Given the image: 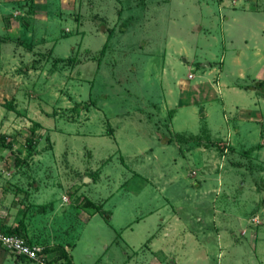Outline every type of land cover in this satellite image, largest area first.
Returning <instances> with one entry per match:
<instances>
[{"label": "rangeland", "instance_id": "374dc122", "mask_svg": "<svg viewBox=\"0 0 264 264\" xmlns=\"http://www.w3.org/2000/svg\"><path fill=\"white\" fill-rule=\"evenodd\" d=\"M260 80L264 0H0L2 224L47 180L34 193L75 199L46 260L264 264V95L242 87Z\"/></svg>", "mask_w": 264, "mask_h": 264}, {"label": "crops", "instance_id": "0c3cea01", "mask_svg": "<svg viewBox=\"0 0 264 264\" xmlns=\"http://www.w3.org/2000/svg\"><path fill=\"white\" fill-rule=\"evenodd\" d=\"M1 44H2V41H1ZM104 120L108 122L106 117L105 118L103 116L98 117V116H94V114H93V116L90 117L87 121L89 122V124L94 123L93 121H97V124L99 123L100 127L97 130H94V128H90V129L88 128V129H84V131H86L88 136L94 135V137H97L98 140L108 141L110 138L106 134L107 132L105 133V130L103 129ZM96 131L98 132L99 136H95ZM116 141H117V136H116ZM113 144L115 147H118V144H115V143H113ZM102 149L105 150L108 148H102ZM69 155H71V153H69L68 156ZM99 155H102V154H99ZM107 157L108 158L104 159V161H102L100 163V165H98L96 167V170H94L95 172H92V174H90V178H92V180H96L92 176H96L97 173H99V174L103 173L102 172L103 167L110 160L108 155H107ZM85 178H87V177H85ZM123 181H128V179L125 178ZM122 183H124V184H122ZM122 183L120 184V187L125 186V184L127 182H122ZM34 184L35 185H33V187H32L33 190H29V188H27V189H25L26 191L24 192L25 200H27V201L28 200H31V201L34 200V202H35V203H33V201H32V202L27 203V205H30V209L28 211L26 208V213H24V215H23L24 216L23 217V224L25 227L26 237L32 243H38V244H41L44 246H46V245L53 246L54 244L56 245V243H58V241L56 240V235H57L56 231L58 229V225H56V217L53 215H56V213L58 212V210H59L58 207H61V209H63V211L65 210L63 213H65V214L68 213L67 210L69 207V203H68L69 201L67 199L68 198L75 199V198H74V196L65 197L64 200H66L67 202H64L62 199L60 201H58L57 199H51L54 196V191L51 190L50 191V195H51L50 199L49 198L45 199V197L47 196V191H48V189H51V186L44 188V190L41 193L39 191H38V193H34V191L38 190V188L40 187L41 184L53 185V187L55 188L54 184L50 181H47V180L41 181L40 183H34ZM3 185L4 184H0V188L2 187L0 189V191L2 192V194H1L2 196H3V191L6 188V186H3ZM37 185H39V186L37 187ZM80 189H81V187H79V190ZM38 200H40V201H38ZM91 201L87 197L86 198L84 196L81 197L79 202L82 203V205H81V209H79V211L81 212L82 215H85L86 211L92 212L91 206L93 204H95V202L93 203V201L92 202ZM91 203H93V204L91 205ZM102 203H104L103 200H102ZM35 204H38V206H49V205L52 206V204H53L54 208L51 209L49 212H46V213L43 209H41L40 211H42V212L39 211L41 214L34 211V213H36V214L31 215L29 212H30V210L32 211L33 205H35ZM94 214L95 213H92V216ZM42 215H44V216L42 217ZM47 216H49L50 220L53 221V223L51 225H44L42 222L43 218H46ZM87 217L88 216H86L85 218L83 217L82 219L84 220ZM108 219H109V214L106 215V220H108ZM4 223H5V226L15 225V223L13 224V222H11V221L4 222ZM0 224H2L1 220H0ZM83 226H84V223H83ZM126 226L128 227L129 225H126ZM58 231H57V233H58ZM47 249H53V248H47ZM60 250H63L64 252H66L70 256L69 248L65 244H64V248H60ZM4 255L5 254H3V253L1 254V252H0V257L2 256L3 258H5ZM70 259H71L72 263L75 264L74 260L72 259V256H70Z\"/></svg>", "mask_w": 264, "mask_h": 264}, {"label": "built area", "instance_id": "2783aa9c", "mask_svg": "<svg viewBox=\"0 0 264 264\" xmlns=\"http://www.w3.org/2000/svg\"><path fill=\"white\" fill-rule=\"evenodd\" d=\"M0 246L7 248L16 255L26 257L36 264H56L47 262L43 245L28 242L16 234H9L0 230Z\"/></svg>", "mask_w": 264, "mask_h": 264}, {"label": "trees", "instance_id": "16d2710c", "mask_svg": "<svg viewBox=\"0 0 264 264\" xmlns=\"http://www.w3.org/2000/svg\"><path fill=\"white\" fill-rule=\"evenodd\" d=\"M25 9L26 10H28V7L26 6L25 7ZM264 85V80H260V81H253L251 84L250 83H248V84H245V85H242V87L243 88H245V89H252V88H255V89H257V91L258 92H260V93H262L261 95H264V89H262V86ZM262 90H263V92H262ZM88 103V102H87ZM81 104V105H78L77 104V107H79V108H85V107H87L89 104ZM206 131V130H205ZM191 137L193 138V139H198V136H195V135H191ZM28 142H31V139L29 138L28 139ZM217 146L219 147V148H221L220 146H219V144L217 143ZM0 230L1 231H3V232H5V233H9V234H16V235H19V236H21L22 238H24L26 241H28V242H30L28 239H27V237H26V233H25V227H24V224H23V218H21L18 222H17V224H15V225H11V226H5V225H3V224H0ZM44 252H45V248H44ZM60 252H62V255L64 256V259H65V262L67 263V264H73L72 262H71V260H70V258L68 257L69 255H67L66 254V252H64L63 250H60ZM46 257V256H45ZM14 258H15V260H20V259H22V258H25V259H27L26 257H24V256H21V255H19V256H17V255H15L14 256ZM27 260H29V259H27ZM50 263H59V262H55V261H52V260H50V259H47ZM31 261V260H30ZM36 264V263H35Z\"/></svg>", "mask_w": 264, "mask_h": 264}, {"label": "water", "instance_id": "95a60500", "mask_svg": "<svg viewBox=\"0 0 264 264\" xmlns=\"http://www.w3.org/2000/svg\"><path fill=\"white\" fill-rule=\"evenodd\" d=\"M200 27H198V29H199ZM183 60H184V58H183ZM18 256V255H17Z\"/></svg>", "mask_w": 264, "mask_h": 264}]
</instances>
